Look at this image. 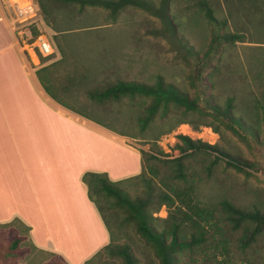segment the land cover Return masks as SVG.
Here are the masks:
<instances>
[{"label": "rangeland", "instance_id": "374dc122", "mask_svg": "<svg viewBox=\"0 0 264 264\" xmlns=\"http://www.w3.org/2000/svg\"><path fill=\"white\" fill-rule=\"evenodd\" d=\"M153 1L156 5L160 3V0ZM197 1L171 0L170 12L174 21L179 22L177 35L171 36L162 33L160 17L132 5L123 7L111 17L108 10L101 7L81 8L77 3L48 0V23L39 12L44 25L41 22L38 25L39 29L43 28L46 34L52 36L56 53L50 58L58 59L39 75L50 82L47 84L50 92L65 101L66 105L78 103L85 110L94 112L93 116L99 124L118 134H126L120 139L139 155L141 151H151L154 136L165 129L166 123L161 122L157 115L150 128L141 131L137 121L150 103L148 97L126 95L100 100L99 96H93L112 83L126 81L153 85L161 76L165 83L193 94L194 86L203 79L208 84L206 93L214 101L224 102L226 98L233 97L238 107L247 111L253 100L260 99L264 92V0H207L205 4L210 3L219 21H230L226 23V30L243 34L240 35L243 41L227 43L217 40L218 44L209 55L205 51L214 36L209 35L211 27L206 15L199 12L196 16L193 13L197 10ZM34 2L37 4V0ZM249 3L257 9L256 12L250 22L238 23L239 17L245 16L251 6ZM50 23L55 25L49 27ZM181 43L191 46L192 53L181 48ZM196 53L203 57L198 60ZM55 81H62L69 89L60 90ZM76 108L81 111L80 106ZM209 119L218 128L217 132L202 125L196 130L190 124H180L171 132L158 135L157 147L167 155L158 154L159 157L169 159L179 156L175 145L180 143L177 135L183 134L193 140L217 145L234 156L250 161L255 159L252 148L218 125L216 120ZM134 153L131 162L127 159L126 163H120L118 153L119 172L135 168L137 159ZM213 158L212 154L187 158V172L202 180L198 189L200 200L217 206L220 200L228 199L246 209H264V171L251 170L252 173L246 175L222 160H218L210 171H204L203 164L210 163ZM121 186L131 196H148L139 182L131 181ZM173 208L159 200H153L149 205L152 215L158 219L156 224L170 227L172 221L179 222L180 231L189 234L192 229L181 223L179 216L171 215ZM108 222L115 231L114 244L128 246L136 256L137 264L157 263L150 245L131 226H118V221L114 224L111 219ZM14 235L10 227H0V264H65L59 258L37 251L25 236L15 250L7 252ZM235 237L236 233L230 235L232 257L231 262L226 264H264V235L245 250L237 248ZM208 251V247L204 246L202 250L178 253V264H223L218 251L215 257L219 262L209 258ZM87 264H123V261L120 257L102 253Z\"/></svg>", "mask_w": 264, "mask_h": 264}, {"label": "trees", "instance_id": "16d2710c", "mask_svg": "<svg viewBox=\"0 0 264 264\" xmlns=\"http://www.w3.org/2000/svg\"><path fill=\"white\" fill-rule=\"evenodd\" d=\"M47 1L37 0L39 12L44 16L46 23H48ZM51 1L64 4L77 3L81 8L83 6L101 7L108 10L111 17H114L123 7L132 5L160 17L163 22L162 33L171 36L177 35L176 30L179 22L174 21V16L170 12L171 0H160L159 5H156L153 0ZM206 2L207 0H198L197 10L193 12L196 16L199 15V12L206 15L211 27L209 35L214 36L211 38L205 54L209 55L213 52L218 44L217 40L222 39L227 43H232L234 40L243 41L240 36L243 34L226 30L228 21H219L214 15V8L210 6V3L206 5ZM256 10L251 4L247 14H252ZM51 25L55 24L50 23L49 27ZM181 48L192 53L189 49L191 46L181 43ZM201 57L203 55L196 53L198 60ZM49 58L41 57V60L43 62ZM196 75L198 78V72ZM200 82L197 86L193 85L194 92L189 94L180 91L172 84L165 83L161 76L157 77L153 85L119 81L108 85L93 96L97 98L99 96L100 100L118 99L126 95L148 97L150 103L144 108V114L137 121L142 132L150 128L157 115L161 122L166 123L165 129L160 134L169 133L180 124H190L196 130L202 125L211 127L214 132H217L218 128L209 118L214 119L218 125L229 130L249 148H252L255 159L250 161L234 156L217 145H210L200 139L193 140L183 134L177 135L180 143L175 145L179 156L169 159L161 158L159 155H167L157 147L156 140L160 135L158 134L153 138L151 151L140 152L141 170L137 175L111 181L106 173H85L83 181L87 186L88 197L98 208L110 234V242L99 250L96 258L105 253L111 257H120L123 264L138 263L136 256L128 246L114 244L115 231L113 232L112 226L108 222L110 219L114 221V224L115 221H118V226H131L152 248L157 258L156 264H178V253L195 249L202 250L204 246L208 247L209 258L217 261L215 253L218 251L222 256L221 262L226 264L231 262L232 257L230 248L232 233H236L235 245L240 250L251 247L264 235V209H246L228 199L220 200L217 206L205 204L198 197L201 178H195L192 173L187 172L188 157L192 155L203 157L209 154L214 155V158L210 163L203 164L204 171H210L218 160L224 161L227 166L246 175L252 173L251 170L264 171V92L260 99L253 100L250 109L243 111L238 107L239 104L233 97L226 98L224 102L214 101L206 93L208 84L203 79ZM119 134L127 136L124 133ZM131 181L143 185L148 196L146 198L139 195L131 196L121 186V184ZM153 200H159L167 207L174 206L171 215L179 216L180 222L190 227L192 231L189 234L181 232L180 223L175 221L171 222L170 227L156 224L158 219L152 215L149 209ZM4 226L10 227L15 234L7 247V252L15 250L23 241L24 236L29 239V228L22 222L14 220L0 224V227ZM114 227L116 228V226Z\"/></svg>", "mask_w": 264, "mask_h": 264}, {"label": "crops", "instance_id": "0c3cea01", "mask_svg": "<svg viewBox=\"0 0 264 264\" xmlns=\"http://www.w3.org/2000/svg\"><path fill=\"white\" fill-rule=\"evenodd\" d=\"M11 3L0 0V224L22 222L32 247L65 264L90 263L110 234L83 175L128 178L141 170L140 155L124 135L95 122L94 112L50 92L39 72L58 57L37 64L23 49ZM253 14L237 22H250ZM64 85L55 86L69 89ZM118 153L120 163L131 162L134 153L135 168L119 172Z\"/></svg>", "mask_w": 264, "mask_h": 264}, {"label": "built area", "instance_id": "2783aa9c", "mask_svg": "<svg viewBox=\"0 0 264 264\" xmlns=\"http://www.w3.org/2000/svg\"><path fill=\"white\" fill-rule=\"evenodd\" d=\"M24 1V2H22ZM11 8L14 11L12 23L17 39L23 49L29 53L37 64L42 58L51 57L55 53V45L52 36L39 29L40 20L38 5L34 0H12Z\"/></svg>", "mask_w": 264, "mask_h": 264}, {"label": "bare ground", "instance_id": "6f19581e", "mask_svg": "<svg viewBox=\"0 0 264 264\" xmlns=\"http://www.w3.org/2000/svg\"><path fill=\"white\" fill-rule=\"evenodd\" d=\"M185 128H188L187 126H185Z\"/></svg>", "mask_w": 264, "mask_h": 264}]
</instances>
